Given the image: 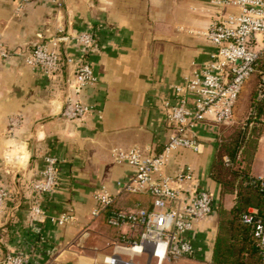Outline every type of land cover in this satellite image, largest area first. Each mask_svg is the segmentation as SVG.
I'll return each mask as SVG.
<instances>
[{
  "label": "crops",
  "instance_id": "0c3cea01",
  "mask_svg": "<svg viewBox=\"0 0 264 264\" xmlns=\"http://www.w3.org/2000/svg\"><path fill=\"white\" fill-rule=\"evenodd\" d=\"M18 3L0 0V36L9 52L29 53L38 44L85 31L93 32L96 43L89 51L75 41L61 43L63 57L75 61L52 77L17 57L0 63V184L10 192L0 212V264L5 254L17 252L27 254L29 264H105L113 253L115 230L102 218L90 224L91 236H84L97 205L94 193L106 188L118 197L120 210L151 208L148 195L122 193L118 183L130 182L133 169L119 163L113 150L163 149L173 131L165 103L194 67L210 62L215 48L201 33L218 12L210 0H63L62 9L45 0L16 14ZM84 62L98 82L75 94L65 80ZM68 97L93 106L94 112L82 120L65 119ZM11 117L23 120L15 139L10 137ZM218 126L213 119L199 123L193 133L201 151L181 149L165 169L172 174L191 165L214 199L213 214L195 231L201 261L212 257L218 207L230 210L235 203L233 195H222L211 175ZM48 156L60 160L58 180L43 203L47 217L35 219L28 210L31 185L42 178ZM256 176L264 178V173ZM70 212L77 223L62 227L51 219Z\"/></svg>",
  "mask_w": 264,
  "mask_h": 264
},
{
  "label": "built area",
  "instance_id": "2783aa9c",
  "mask_svg": "<svg viewBox=\"0 0 264 264\" xmlns=\"http://www.w3.org/2000/svg\"><path fill=\"white\" fill-rule=\"evenodd\" d=\"M43 1L19 0L15 13L21 14L27 5ZM53 2L59 9L64 6L63 0ZM210 4L218 17L208 31L201 34L215 50L210 62L194 67L182 85L173 87L174 99L165 103L167 121L173 127L168 142L160 152L134 147L114 149L112 153L119 163L133 169L130 182L118 183L122 193L148 195L151 208L139 205L128 211L114 209L118 197L106 188L93 195L97 205L85 225L84 236H91L90 224L105 218L107 211L106 224L116 232L111 245L113 253L104 258L105 264H178L201 258L203 249L195 244V231L213 214L214 199L199 183L191 165L172 174L165 173V169L177 151H201L202 145L193 133L199 123L213 119L219 125H229L235 120L241 95L254 78L258 79V99H264V72L259 65L264 55V0H210ZM69 41H75L85 51L94 48L96 43L93 32L85 31L56 38L50 44H38L29 53H11L5 49L0 36V63L17 57L32 69L52 77L75 61L73 57H63L59 50L61 43ZM97 82L98 77L87 62L65 80L67 88L75 94ZM94 110L93 106L68 97L62 116L67 120H82ZM22 123L20 117L10 118V137L15 139ZM45 163L42 178L31 185L28 210L35 219L47 217L43 203L53 192L59 175L57 157L48 156ZM257 180L264 189V178L257 177ZM9 198V190L0 184V212L5 211ZM51 219L62 227L78 221L73 212ZM243 221L252 227L264 259V219L258 218L257 211L250 208ZM138 258L145 261L138 262ZM29 263V256L23 252L7 253L1 261V264Z\"/></svg>",
  "mask_w": 264,
  "mask_h": 264
},
{
  "label": "trees",
  "instance_id": "16d2710c",
  "mask_svg": "<svg viewBox=\"0 0 264 264\" xmlns=\"http://www.w3.org/2000/svg\"><path fill=\"white\" fill-rule=\"evenodd\" d=\"M259 65L264 72V55ZM253 80L258 83L257 78ZM257 83L251 99V114L241 127L240 134L235 136V133H229L224 125L218 126L220 134L211 175L220 184L222 195H233L235 203L230 210L218 207L219 225L210 260L212 264H264L262 251L253 236L252 227L243 221L250 208L257 211L258 218L264 219V189L249 170L241 165L235 167L249 127L264 122V99H258ZM117 203L118 201L113 208L120 210ZM108 215L109 211L105 212L104 217Z\"/></svg>",
  "mask_w": 264,
  "mask_h": 264
},
{
  "label": "rangeland",
  "instance_id": "374dc122",
  "mask_svg": "<svg viewBox=\"0 0 264 264\" xmlns=\"http://www.w3.org/2000/svg\"><path fill=\"white\" fill-rule=\"evenodd\" d=\"M256 83L257 81L253 80L248 84L240 98L235 120L229 125H224V128L228 129L229 133H235V136L240 134L241 127L245 125L247 119L250 117L251 99ZM245 138L246 139L242 144V149L238 153L240 155L237 160L238 164L235 165V167L241 165L249 170L251 175L257 178L256 175L258 173H264V122L250 126L247 134H245ZM98 237L101 238L99 235ZM178 264H212V262L208 260H188Z\"/></svg>",
  "mask_w": 264,
  "mask_h": 264
}]
</instances>
